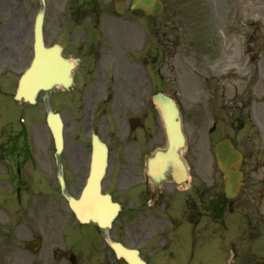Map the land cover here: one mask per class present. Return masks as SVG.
<instances>
[{
  "label": "flooded vegetation",
  "instance_id": "af4514ba",
  "mask_svg": "<svg viewBox=\"0 0 264 264\" xmlns=\"http://www.w3.org/2000/svg\"><path fill=\"white\" fill-rule=\"evenodd\" d=\"M30 5L35 13L36 0H30ZM132 16L129 2L119 12L114 0H46L45 40L60 43L63 55L76 62L73 83L61 88L60 97L65 139L61 158L72 175L67 185H74L80 197L96 134L108 145V171L101 193L107 203H120L122 210L107 230L93 222L81 223L67 200L64 205L52 196L50 147L19 145L15 137L12 145L0 143V170L7 171L12 177L4 180L15 185V264H129L119 257L113 242L138 250L148 264L194 260L199 264H257L264 256L252 262L234 250L229 258L222 244L229 219L233 226L238 216L264 217V129L238 140L243 160L234 169L243 178L232 199L216 161L202 162L197 157L201 114L195 110L196 104L215 103L229 81L249 79L251 67L242 50L228 51L221 42L211 44L204 33H192L184 41L181 36L170 39L164 33V11L150 18L156 26L152 58L160 81L168 52L175 70L186 71L193 82L192 109L183 113L188 132L183 153L187 175L155 179L149 175V157L164 147L166 137L158 111L149 112V56L146 44L141 48L142 40L132 47ZM33 36V28L20 23L14 8L5 9L0 0V60L5 51L15 55V39L22 42ZM251 41L256 48L251 56L254 70L261 66L264 72L260 36L252 35ZM258 121L264 124L263 114ZM220 129L215 123L209 131L216 133L215 142L226 136ZM36 172L41 174L38 179Z\"/></svg>",
  "mask_w": 264,
  "mask_h": 264
},
{
  "label": "rangeland",
  "instance_id": "374dc122",
  "mask_svg": "<svg viewBox=\"0 0 264 264\" xmlns=\"http://www.w3.org/2000/svg\"><path fill=\"white\" fill-rule=\"evenodd\" d=\"M165 1L168 6H173V11L175 7L177 12V16L172 21L167 22L164 27L165 31H170L174 27L173 25H176L172 31L173 35L187 33L188 29L186 25L190 27L192 23L193 25L195 23L197 24L196 19L198 17L202 23L204 21L205 23L207 22L205 25L206 34L209 37H216L212 39V44H219L220 35L225 34L228 51H235V48L241 49V47L237 46L239 44L243 45V50H246L250 44L254 46V42L251 43L249 41L252 34H258L261 39L264 38V0ZM2 2L7 10L15 8L14 11L18 15L20 23L26 22L30 25V22L33 20V12H31L30 4L28 5L29 0H2ZM170 10L172 11V9ZM7 17L8 15L4 11V18L6 19ZM138 22L144 23L142 17L138 16L137 19L135 17L132 18V47L134 48L137 41L139 45L138 39L143 42L147 39L146 50L148 56H150L152 49L154 54L155 42L153 41V34H156V26L155 24L152 25V30L150 26H147L150 32L149 37L148 32L140 27L137 24ZM237 29L240 30L238 31ZM237 33H241L242 37L237 36ZM151 34L152 40H150ZM240 39H244L242 43L239 41ZM235 45L236 47H234ZM31 56L32 40L27 39L21 42L15 39V56L4 53L1 57L0 70L3 68L4 75L0 76V136L6 137L13 132L16 133L24 127H28V140L30 145L41 147L45 144V139L51 136L45 122L46 112L42 96H40L36 105L22 103L15 98L16 83L19 76L29 65ZM173 63V57L167 55L164 58L162 81L159 79V74L156 76L157 71L155 70V66L157 63L150 60L147 64V70L150 73L148 97L150 98L157 90L162 89L170 94H174L184 107L185 113H188L189 109H192L190 102L192 99L193 82L186 71H181L180 73L173 72ZM174 77L180 78L179 85L174 83ZM260 78L262 80L261 84H263L264 78L262 76ZM252 81L253 79L247 80L240 87H238L236 81H232L231 85H228V88L225 90V94L218 95L220 98L218 103L202 106L195 105V110L201 114V121L198 122L201 131L199 133L197 157L202 162L212 160V141L207 133V129L214 122L213 118L217 119L224 128L229 129L230 135L236 138L240 136L238 126L245 121L246 115L249 116V119L246 118V123H243L245 124L244 129H251L250 121H252L253 117L257 113V115L263 113L260 108L263 105L262 103L259 105L257 101L262 100L264 102V88L262 89L263 91H258ZM53 93L56 95L51 96V104L57 110L60 107V92L57 89ZM249 104L251 105L249 106ZM149 107L151 108L152 105ZM240 118L241 120H239ZM55 178L56 173L54 165H52L51 181L53 184L55 183ZM8 189L12 190V187L9 186ZM54 189L56 190V188L53 187V194H55L57 199H60V194L58 191H54ZM71 191L76 193V187L74 185L71 186ZM263 223L264 219L259 218V222L251 223L248 228L244 218L237 219V226L234 232L230 233L231 230H227L228 238L227 244L225 242L224 245L225 248L228 247L229 241L235 239L233 242L241 251V256L243 258H251L253 261L257 257V254L259 255L264 251V237L261 236L264 228ZM0 227V256L2 264H15V213L12 207L5 209L2 207V210H0ZM230 234H234L232 239H230ZM193 264H198V262L194 260Z\"/></svg>",
  "mask_w": 264,
  "mask_h": 264
},
{
  "label": "water",
  "instance_id": "95a60500",
  "mask_svg": "<svg viewBox=\"0 0 264 264\" xmlns=\"http://www.w3.org/2000/svg\"><path fill=\"white\" fill-rule=\"evenodd\" d=\"M122 1V0H120ZM134 8H143L148 13L159 10L162 8V4L159 0H134ZM35 55L31 67L24 73L20 80L19 89L17 91V98H23L26 101L34 103L36 96L40 90L46 92V99L48 97V91L55 85H61L68 82L70 78V64L61 55V49L58 45L51 48H47L43 41L42 36V12L39 14L36 21V36H35ZM154 102L159 107L162 118L164 120L168 138H169V151L168 156L165 158L167 161L173 163V165H179L181 170L185 172L183 161L180 158L179 150L183 147L185 137L182 131L180 110L176 102L168 95L158 93L154 96ZM48 112V124L55 137L58 153L63 146L62 141V124L60 115L54 113L47 102ZM218 161L222 165L232 163L237 158L238 154L234 150L230 143L219 144L216 148ZM102 157L98 167L93 171L92 177L99 178L105 172V163ZM59 178L61 179V185L63 192L68 198L71 207L77 212L78 216L82 219H92L99 222L101 225L109 224L115 215L117 214V208H112L110 214L103 215L101 210L96 207L94 203V196L92 195V188L85 193L83 199V207H80L79 203L68 194L63 179L62 169L60 165ZM237 186L235 176H229V189H233Z\"/></svg>",
  "mask_w": 264,
  "mask_h": 264
}]
</instances>
